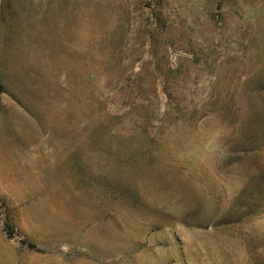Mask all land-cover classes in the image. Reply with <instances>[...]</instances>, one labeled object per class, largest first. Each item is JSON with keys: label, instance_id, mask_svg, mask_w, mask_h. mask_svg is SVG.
<instances>
[{"label": "rangeland", "instance_id": "1", "mask_svg": "<svg viewBox=\"0 0 264 264\" xmlns=\"http://www.w3.org/2000/svg\"><path fill=\"white\" fill-rule=\"evenodd\" d=\"M0 264H264V0H0Z\"/></svg>", "mask_w": 264, "mask_h": 264}]
</instances>
